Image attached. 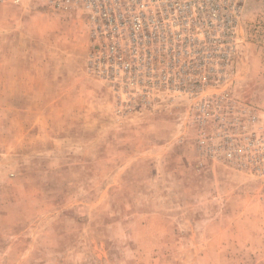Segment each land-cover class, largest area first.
I'll list each match as a JSON object with an SVG mask.
<instances>
[{
    "label": "rangeland",
    "instance_id": "obj_1",
    "mask_svg": "<svg viewBox=\"0 0 264 264\" xmlns=\"http://www.w3.org/2000/svg\"><path fill=\"white\" fill-rule=\"evenodd\" d=\"M48 2L0 0V264H264V177L201 155L196 101L128 108ZM263 31L249 0L232 87L264 113Z\"/></svg>",
    "mask_w": 264,
    "mask_h": 264
},
{
    "label": "built area",
    "instance_id": "obj_2",
    "mask_svg": "<svg viewBox=\"0 0 264 264\" xmlns=\"http://www.w3.org/2000/svg\"><path fill=\"white\" fill-rule=\"evenodd\" d=\"M249 0H49L85 13L87 71L135 101L153 92L197 102L201 155L264 177V116L233 90L239 29ZM264 46V31L261 38ZM150 79V80H148Z\"/></svg>",
    "mask_w": 264,
    "mask_h": 264
}]
</instances>
